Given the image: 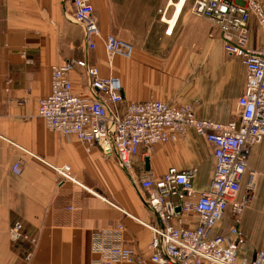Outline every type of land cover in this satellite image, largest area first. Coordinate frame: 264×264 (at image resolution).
<instances>
[{
	"label": "crops",
	"instance_id": "1",
	"mask_svg": "<svg viewBox=\"0 0 264 264\" xmlns=\"http://www.w3.org/2000/svg\"><path fill=\"white\" fill-rule=\"evenodd\" d=\"M173 1L161 9L160 19L159 0H93L102 37L114 35L134 46V57L125 60L109 56L101 40L95 51H86L68 0H0V264H91L93 232L118 223L125 226V245L150 258L152 235L142 223L158 224V219L136 185L148 171L147 159L158 177L170 168L195 169L197 192L209 188L216 165L213 147L192 129L185 139L136 157L130 175L117 158L106 159L96 145L50 131L37 116L39 101L51 91L52 67L86 59L102 77L121 79L126 103H198L200 117L231 121L244 92L245 67L225 52L215 25L194 14L195 0H185L180 10L181 0ZM257 1L264 6V0ZM250 25L261 28L255 17ZM159 38L174 50L175 65H139L145 55L159 54ZM263 44L264 33L254 48ZM70 78L74 93L85 97V69ZM16 163L21 175L12 171ZM64 166L71 167L78 184L59 177L56 168ZM248 167L243 189L254 173L255 191L240 224L246 237L240 254L253 257L264 249V140L252 149ZM245 195L244 189L240 198ZM15 221L39 240L30 263L9 240ZM229 226L224 219L218 233Z\"/></svg>",
	"mask_w": 264,
	"mask_h": 264
},
{
	"label": "built area",
	"instance_id": "2",
	"mask_svg": "<svg viewBox=\"0 0 264 264\" xmlns=\"http://www.w3.org/2000/svg\"><path fill=\"white\" fill-rule=\"evenodd\" d=\"M68 1L88 53L101 40L109 56L133 57L130 43L114 35L102 37L93 0ZM193 12L215 25L225 52L239 58L246 70L244 92L229 122L200 117L196 103L154 99L126 103L121 79L102 77L99 68L86 59H72L51 69V91L39 101L37 116L50 131L92 143L106 159L117 158L130 175L136 157H149L158 145L185 139L190 129L213 147L215 171L205 191L194 187L195 169L170 168L161 177L148 170L136 179L145 205L158 219V224L142 223L152 235L150 258L125 245V226L118 223L115 228L93 232L91 264H264V249L253 257L240 254L246 244L240 224L255 189L254 173L245 184L246 195L240 198V194L252 149L264 140V44L250 47L252 17L264 33V6L257 0H196ZM78 68L85 69L88 78L85 97L74 93L70 78ZM11 84V79L6 81L7 92ZM12 171L21 175V165L14 164ZM56 171L64 180L77 183L70 166ZM226 218L230 226L218 233V224ZM8 236L30 263L38 238L22 221L11 225Z\"/></svg>",
	"mask_w": 264,
	"mask_h": 264
},
{
	"label": "rangeland",
	"instance_id": "3",
	"mask_svg": "<svg viewBox=\"0 0 264 264\" xmlns=\"http://www.w3.org/2000/svg\"><path fill=\"white\" fill-rule=\"evenodd\" d=\"M168 2H169V0H159L160 12L162 11V13H160V15H159L160 19H161V16L164 15L163 10H161V9L164 8L165 5L168 4ZM177 2H179V0ZM177 2H174V3H177ZM168 33L169 32H167V34ZM262 39H263L262 29L259 27L250 25V47L254 48V46H259L262 42ZM134 51H135V49H134ZM157 51L159 54L145 55V58L141 61V63L139 65H175V60H174V55H173L174 50H172L170 47L168 48L165 45L164 40H162L160 38L158 40V50ZM133 57H134V54H133ZM132 58L129 60H132ZM125 60H128V59H125ZM254 191H255V189H254ZM254 191H253V193H254ZM262 205H264L263 199H262Z\"/></svg>",
	"mask_w": 264,
	"mask_h": 264
},
{
	"label": "bare ground",
	"instance_id": "4",
	"mask_svg": "<svg viewBox=\"0 0 264 264\" xmlns=\"http://www.w3.org/2000/svg\"><path fill=\"white\" fill-rule=\"evenodd\" d=\"M185 2V0H181L180 4L177 5V9L180 10L181 7L183 6V3ZM196 2V1H195ZM174 22H171L170 25L173 26Z\"/></svg>",
	"mask_w": 264,
	"mask_h": 264
},
{
	"label": "water",
	"instance_id": "5",
	"mask_svg": "<svg viewBox=\"0 0 264 264\" xmlns=\"http://www.w3.org/2000/svg\"><path fill=\"white\" fill-rule=\"evenodd\" d=\"M146 166H147V169L149 170V159L146 160Z\"/></svg>",
	"mask_w": 264,
	"mask_h": 264
}]
</instances>
